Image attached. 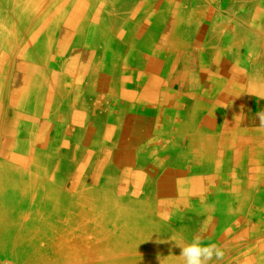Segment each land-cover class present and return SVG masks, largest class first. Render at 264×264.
I'll list each match as a JSON object with an SVG mask.
<instances>
[{
  "label": "bare ground",
  "instance_id": "bare-ground-1",
  "mask_svg": "<svg viewBox=\"0 0 264 264\" xmlns=\"http://www.w3.org/2000/svg\"><path fill=\"white\" fill-rule=\"evenodd\" d=\"M40 1L0 0V114L7 102L10 59L20 49L23 36H29L26 45L21 48L14 75L15 86L8 98L14 111L9 114L11 127L5 133L7 138L4 151L0 144V264L5 261L29 264V256L41 252L36 247V241L40 237L52 241L49 238L63 236L61 230L64 229H59L58 224L40 216L44 211L53 213L52 219L57 223L66 215L70 218L68 223L85 219V212H81L83 215L78 217L72 216L74 211L80 210L79 206L86 204L85 183L101 150V162L95 175L96 186L90 192L99 196L97 204L105 212L107 220L127 221V226L122 225L115 233L118 240L146 235L154 238V243L163 244L166 237L185 236L192 239L196 235H204L205 231L199 234L194 226L197 221L203 220L216 236L219 235L215 242L233 237L241 230L242 234L248 236L264 232V225L255 229L248 226L249 230L245 229L246 224L256 218L257 213L244 209H224L220 206L221 192L224 191L223 187L229 186L228 182L218 184L219 188L215 189L220 191L218 194L212 192L214 203H208L207 207L210 208L203 206L204 208L194 209L185 195L194 191L201 197L206 192L202 184L196 187L193 179L184 181L169 177L170 169L163 170L164 174L156 177V170L166 163L170 151L161 150L162 154L156 160H152V150L142 148L144 152L137 154L130 141H136L133 136L136 137L138 133L131 131L130 126L118 130L120 116L116 121L106 105L108 103L105 104L107 97H112V102L118 104L121 112H127L128 107L134 106L128 104L132 95L128 89L134 73L140 72L145 80L154 81L160 77L159 68L164 60H177L179 52L189 44L214 41V37L207 36L212 28L233 29L235 24L214 25L218 21L215 20V15L209 16L210 20L205 24L201 22L202 26L198 24L204 11L202 2L212 4L215 0ZM150 1L154 5L162 2H172L173 5L160 15L146 12L145 9L142 15L125 17L128 7L150 5ZM176 2L183 4V7H177ZM252 2L254 6L249 10L254 8L264 14V4L260 5L255 0ZM188 6H195V11L188 9ZM108 8L123 11L124 14L117 18L113 17L114 14L103 15L102 12ZM236 9L238 7L235 3L227 7L229 12ZM247 13H242L241 21L250 26V16ZM144 14H147L146 17ZM255 21L257 23L254 25L264 30V18ZM49 24H54L59 29L57 36L49 34ZM197 27L201 31L205 30L204 35L199 38L195 35ZM237 29L239 28L236 27L235 30ZM238 35L237 30L230 37L231 40L226 39L219 49L212 52L207 50L205 53H214L215 62L236 58L232 49L237 46ZM103 39L106 43L102 47L100 45ZM221 66L216 67L220 75L224 69V65ZM133 81L141 84L143 79L140 77ZM132 87L136 85L133 84ZM145 90H151L150 86L147 85ZM123 119L125 125L130 124L127 114ZM114 141L119 142L122 151L109 159V148ZM129 147L133 150L126 153L124 149ZM172 154L173 152L171 156ZM67 159L71 162H67ZM134 165L142 172H135L136 169L133 172L131 169ZM126 166L130 169H126ZM115 183L119 189L117 201L108 195L113 192ZM127 183L135 188L130 189ZM140 185L146 188L143 196L136 193ZM181 185L185 187L175 201L176 204L168 198L158 200V197H167L171 190H177ZM68 187L72 190H68ZM10 191L16 194H7ZM76 193L82 195L80 199H73ZM17 205L22 210L17 209L21 211L14 208ZM111 210L114 212H110ZM4 211L6 212L2 214ZM261 212L264 217V207L260 209L259 213ZM37 225L43 230L38 232L35 229ZM224 225L227 231L221 233ZM74 245L75 242L60 249L47 245L48 248L44 250L49 251L50 255L54 254L58 264H66L70 260L67 253ZM103 249L105 247L99 244L90 254L96 253L93 257L105 255ZM226 254L224 259L228 256ZM130 255V252L121 253L118 257L116 255L111 258L112 263L121 264L124 260H130L132 264L134 261L138 263V252L134 259ZM229 258L231 257L219 262L229 264Z\"/></svg>",
  "mask_w": 264,
  "mask_h": 264
},
{
  "label": "crops",
  "instance_id": "crops-1",
  "mask_svg": "<svg viewBox=\"0 0 264 264\" xmlns=\"http://www.w3.org/2000/svg\"><path fill=\"white\" fill-rule=\"evenodd\" d=\"M249 1L244 0L239 4V10L230 13L227 11L228 0L220 10H216L219 2L216 0L210 16H220L230 26L235 24L233 29L212 28L207 36L214 37V41H198L195 45L185 46L177 55V60H164L159 68L160 77L154 81L145 80L140 72L133 74V80L142 77L143 81L141 84L137 83L138 85L133 80L130 82L128 90H131L132 95L128 104L134 105L127 108L130 124L125 125L123 117L126 115L121 112L116 102H112V97H107L105 104L108 103L106 105L116 121L120 116L118 130L130 126L131 131L138 133L136 137L132 135L136 141H130L137 154L144 152L142 148L152 150V160H156L163 150L170 151V155H166V163L156 170V177H161L163 170L170 169L169 177L184 181L193 179L196 187L202 184L206 192L201 197L194 191L185 195V199L194 209L204 208L203 206L210 208L207 205L214 203L212 192H220L215 189L223 181L228 182L229 186L223 187L224 191L221 192L222 208L236 211L244 209L257 213V217H260L259 211L264 207V128L258 127L256 113L264 110V99H261L264 96V30L257 28L254 23L258 18H264V14L254 8L249 10L254 6V2ZM255 2L264 4V0ZM243 12H248L250 26L241 21ZM202 18L203 14L201 22ZM200 25L202 26L201 23ZM236 27L239 28L238 41L237 46L232 49L236 58L215 62V54L209 56L205 51L219 49L226 39L234 36ZM199 28L195 31L196 38L205 33V30L201 31ZM221 65H224L222 75L216 70ZM133 84L136 87L133 88ZM147 85L151 89L148 92L145 90ZM147 99L149 100L146 101ZM183 187L185 186L181 185L179 189L171 190L167 197L158 200L168 198L175 203ZM202 223L206 224L203 220L195 225ZM250 225L249 223L248 226ZM222 228H226V225ZM245 229L249 230V227ZM242 231L235 234L228 243L238 241L237 237L243 242L253 241L255 244L264 241V232L257 237H251L242 234ZM218 236L215 235V240ZM258 254L264 257V252Z\"/></svg>",
  "mask_w": 264,
  "mask_h": 264
},
{
  "label": "rangeland",
  "instance_id": "rangeland-1",
  "mask_svg": "<svg viewBox=\"0 0 264 264\" xmlns=\"http://www.w3.org/2000/svg\"><path fill=\"white\" fill-rule=\"evenodd\" d=\"M241 1L243 2L244 0H232V2L229 1L228 7L232 3H235L236 6L239 8V4L241 3ZM250 1H252V0H250ZM40 2H42V0ZM215 2H216V0L212 4H210L209 2H206V3L203 2V5H204L203 18H202L203 24H205V22H208V20H210L209 16L211 15L210 13H211V10L213 8L212 5L216 4ZM175 4H177V7L178 6L183 7V4H181L180 2H176ZM171 5H173L172 2L171 3L170 2H168V3L162 2L160 4L154 5L152 3V1H150V5L128 7V10H127L128 14H126L125 17L142 15L144 13L145 9L147 10L146 12L160 15V14L165 13ZM225 5H226V0H219L218 9H216V10H220V9L224 8ZM188 9L195 11V6H188ZM237 10L238 9H236L235 11H237ZM208 11H210V12H208ZM118 12L119 11L113 10L112 8H108V9L104 10L102 12V14L105 16H107L109 14H114L113 15L114 18H117L120 15L123 16V14H124L123 11H121L119 13ZM230 13H232V12H230ZM146 15L147 14H144L143 16L146 17ZM201 17H202V15L200 16V18ZM215 20H218V21L214 25H220L221 23H222L221 25H226V26L228 25V24L224 23V20L220 16H218V17L216 16ZM55 21H56V19H55ZM55 21H54V24H55ZM200 23H201V21L199 20L198 24H200ZM54 24L53 25L49 24L50 30H48V31H49L50 35L57 36L59 33V29H57V27H55ZM224 29H226V28H224ZM28 37L29 36L27 34H25L23 36V38L21 39L22 44H21L20 49H18L17 51L14 52V54L12 55L10 62H9V74L7 77L8 78L7 79L8 86L6 87L7 102L5 103V105L1 111V114H0V144H2L1 149L3 151L5 148V146H4L5 140L7 138L5 136V133H6L7 129L9 131V129L11 127V125H9V123H11L9 121V114H11L14 111L13 108H11V106H10V101H8V98L10 97V95L13 91V88L15 86L14 75H15V69H16V66L18 63V57H19V54L21 53V48H23V46L26 45ZM105 43H106V41H105V39H103V43L100 46H102V45L104 46ZM50 46H51V44H50ZM80 46H81V44H80ZM98 94H99V92H98ZM95 107H97V106H94V108ZM93 112H94V110H93ZM124 114L126 115L127 112H124ZM118 143L119 142L114 141V143L110 145L109 152H108V158L109 159L114 157L116 154L121 153L122 147ZM124 150H126V153H128V152H131L133 150V148L129 147V148L124 149ZM101 151H102L101 152V155H102L103 150H101ZM89 152H90V150H89ZM91 152H92V150H91ZM101 155L98 158H96V161L92 165V169L90 171L92 173V174L90 173V177H89L90 179L87 178V181L85 183L86 184V204L82 205V206L78 205L80 210L77 209V211H74L73 216H72V217H74V216L78 217L80 215H83V214H81V212H85L84 213L85 219H83L82 221L77 220L78 222L68 223L70 218L68 215H66V216L60 218L61 221L59 223H61V224H59L54 219H52L54 216L53 213H50L49 210L44 211L43 215H40V216L45 220H49L50 222L52 221L53 223L58 224L59 229H64V230H61V232L63 233V236L56 235L52 238H49L52 241H47V239L45 237H43V238L40 237L39 240L36 241V243H37L36 247L39 248L42 253L38 252L35 254H31L29 256V258H30L29 264H33V263L34 264H58L57 259L54 256V254L50 255L49 254L50 252L46 251L44 249L48 248L47 245H51V246H54V248H56V249H60V248L66 247L69 244L72 245L74 242L76 243V245H74L72 247V249L69 250V253H67V254H69L68 257L70 258V260H68V263H66V264H113L112 263L113 261L111 260L112 257H116V255L118 257V256H120L121 253L126 254L129 252L131 253L130 256L133 255V257H132L133 259H134L135 253L137 254V252H138V254H139L138 259H140V260L138 261V263H137V261H134V264H163L164 262H165L164 264H183V258L180 256V248L176 247L175 242L171 241L169 239L174 238L178 243L184 244L185 242L186 243L191 242L193 237H192V239L191 238L188 239V237H185V236L166 237L164 239L165 245L163 243H154L155 242L154 238H152L148 235L142 236L140 238L133 237V238L121 239V240H118V238H115V237H117V236H115V233L117 232L119 227L122 228V225L127 226V221L125 219H121L119 221L107 220L108 217L106 216L105 212L103 210H101L102 208H99L100 206H99V204H97L99 201V196L98 195H92L91 194L92 192H90V190H94V187L96 186L95 175H96V173L99 169V166H100ZM136 160H139V159H136ZM67 162H71V161L68 160ZM125 168L130 169L129 166H126ZM132 168L133 169H131V170L133 172L135 171V169L137 170L135 172H140V173L142 172V171L138 170L137 167H135V165ZM127 185L129 186L130 189L135 188L134 186L130 185L129 183H127ZM67 189L72 190L70 187H68ZM117 190H119V189L115 183V188L112 190L113 192H109V194H108L115 201H117L116 198L118 199V197H119V193L117 192ZM145 191H146V188L142 187V185L138 186L136 189V193L138 196H143ZM7 194L15 195L16 193L13 191H10ZM81 196L82 195H80L79 193H78V195L76 193L73 199H75V200L80 199ZM87 198H88V200H87ZM161 198L162 197H160L158 199H161ZM14 208L17 209L19 207L17 205ZM19 209H21V208H19ZM19 209H17V210L18 211L22 210V209L21 210H19ZM6 211H4L2 214H4ZM110 212H114V211L111 210ZM259 215H260V217H257V215H256V218H252L251 221H249L251 224L250 229H255L256 227H258L260 225H264V217H262V212L259 213ZM102 216H103V218H102ZM39 225H41V224H39ZM248 225H249V223H248ZM248 225H246V227H248ZM194 226H195V230L197 229L196 231L199 234L202 231L203 232L205 231L204 235L203 234L199 235L202 238L204 243H206V244L207 243H216L224 249L225 254L227 253L226 255H228L226 258L231 257V258H229L230 260L228 259L229 264H264V257H262L258 254L260 252H264V247H261L262 245H264V241L257 242L255 244L253 241L243 242L239 237H237L238 241L231 242V244H230V242L228 243V241H231L232 237H228V238L222 239L220 242H215V238H214L215 235H214V232H213L211 227H209L207 224H204V223L197 224V226L196 225H194ZM35 229L38 232L43 230L42 227H40L38 225L35 226ZM225 229L226 228H222L223 231H226ZM38 232H36V233H38ZM108 234H111V235L109 236ZM260 234H254L253 236L257 237ZM99 244H101V245H103V247H105V249H103L105 255H99V256L93 257L94 256L93 254H96V253L90 254L91 253L90 251H93V248L98 246ZM235 244H237V245L234 246ZM231 245H233V246H231ZM110 251H117V253L110 252ZM224 260H223V262H224ZM132 263L133 262L130 260H124L121 262V264H132ZM219 263L220 262H217V261L212 262V264H219ZM1 264H12V263L10 261H5ZM220 264H224V263L221 262Z\"/></svg>",
  "mask_w": 264,
  "mask_h": 264
},
{
  "label": "clouds",
  "instance_id": "clouds-1",
  "mask_svg": "<svg viewBox=\"0 0 264 264\" xmlns=\"http://www.w3.org/2000/svg\"><path fill=\"white\" fill-rule=\"evenodd\" d=\"M264 99V96L261 97ZM259 120L258 127L264 128V110L256 113ZM169 240L175 242V246L180 248V256L183 264H212L213 261H223L225 257L224 249L216 243H204L199 235L193 237L191 242L180 244L174 238Z\"/></svg>",
  "mask_w": 264,
  "mask_h": 264
}]
</instances>
